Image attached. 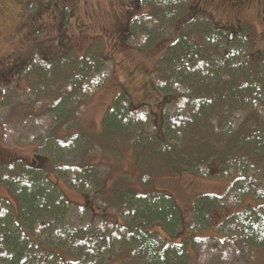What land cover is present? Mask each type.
I'll use <instances>...</instances> for the list:
<instances>
[{"label":"trees","instance_id":"16d2710c","mask_svg":"<svg viewBox=\"0 0 264 264\" xmlns=\"http://www.w3.org/2000/svg\"><path fill=\"white\" fill-rule=\"evenodd\" d=\"M179 1L158 2L160 10L165 3L162 26L178 22L183 10L188 13ZM194 10L154 72L155 86L165 98L161 125L147 104L134 108L121 91L105 114L97 148L87 149L88 132L79 129L76 112L67 104L72 92L74 103L110 79L101 66L108 59L88 51L82 59L85 74L81 65L67 77V52L58 61L41 62L42 71L33 66L27 72L30 80L41 74L45 81L68 78L72 88L46 107L51 129L30 160L0 159L1 182L20 206L17 215L11 202L0 198V264H191L189 244L197 264H226L228 258L252 264V252L264 247V57L255 60L246 25L237 30L217 26ZM138 30L128 38L138 47L162 40L158 33ZM38 85L36 80L31 90L39 91ZM3 125L5 136L18 142L21 123ZM121 143L133 147L142 187L128 185L126 175L108 188L100 175L97 150L109 154ZM68 156L77 161L66 162ZM51 171L83 192L87 203L69 200L50 179ZM185 171L232 179L224 195L196 197L191 221L170 192L152 188L155 175ZM212 227L222 230V239L196 238V232ZM175 238L184 241L172 242Z\"/></svg>","mask_w":264,"mask_h":264},{"label":"rangeland","instance_id":"374dc122","mask_svg":"<svg viewBox=\"0 0 264 264\" xmlns=\"http://www.w3.org/2000/svg\"><path fill=\"white\" fill-rule=\"evenodd\" d=\"M3 1H6L7 12L0 11V57L2 58L1 55L20 53L23 59L29 58L30 60L32 58L26 71H21L20 76L12 73L13 76H10L8 82H4L6 76L4 72H0L4 77L0 75V82H3L0 84V159L2 156H7L9 161H13L14 157L17 156L30 160L38 152L37 146L47 130L51 129L52 124L46 107H50L58 101L64 89H66L65 93H67L72 88V83H70L68 78L65 81L47 78L46 82L41 74L40 77H32L30 80L27 72L32 70L33 66L38 71H42L39 70L41 69V62L51 63L58 61L59 57L67 54L68 49H70L68 52H71V55L69 54L71 59L66 67L67 77L71 74L75 76L81 65L85 74L86 64L82 63V59L86 55L88 56V51L98 52L100 56L106 57L108 61L101 66L109 74L111 73L110 79L99 86L90 97H80L72 103L71 99L74 98V92H72L70 101L66 98L69 101L67 107L69 109L74 108L76 112L77 126H79L80 130L88 132L87 137L91 143L87 149L92 146L97 148V136L102 134L105 114L108 108L114 104L115 98L121 91H125L129 95L134 108L147 104L154 112L156 122L161 125L163 117L161 110L163 109L165 98L155 86L154 72L161 56L169 44L176 39V32L187 22V17L192 10L196 9L197 11L199 9L198 11H201L214 24L218 23L216 24L217 26L225 24L230 25L233 30H237L241 26L246 25L253 38L251 49L252 54L256 57L255 60L259 61V59L264 57V16L261 15L264 10V0H248L240 5H235L232 0H180L178 4L181 8L183 6H186V9L189 8L188 13L183 10L178 22H170L166 27L161 25V22L163 25L166 24L161 12L165 3L161 4V10L160 8L157 9L159 6L158 2L160 3L163 0H87L86 3L82 1L79 12L83 17V21L80 23L71 21L67 24V34H69L70 40L65 43V40L62 41V38L57 33L54 23L56 22L54 12L51 14L48 12L51 9H48L47 5H39L35 2L37 9H40L36 16L38 23L45 25L42 28L44 31L38 34L42 37L40 39H45V43L39 48L31 44L34 39L29 33L31 30L35 32L37 23L31 25L32 21L30 19L29 22L25 20L27 17L32 16L36 7L28 9L17 2L15 10V0ZM60 3H65V0H61ZM156 5L158 6L156 7ZM119 7L122 11L118 10ZM12 9L18 12L17 16L19 17H15V12ZM136 20L138 21L136 22ZM24 25L25 27L27 26V32L19 34V32L25 31L22 28ZM11 26H16V29L9 31ZM234 27L237 28L235 29ZM142 28L158 33L162 40L141 48V46L138 47L131 44L129 39L123 41L121 38L124 33H134L135 36L139 32L138 29ZM164 36L166 37L164 38ZM36 80H39V91L36 89L31 90V84H34ZM74 83L78 89V83L76 81ZM166 109L170 110L171 105L169 104ZM3 123L11 125L21 123V129L24 131L22 136L18 138L20 139L18 142H14L5 136ZM96 155V159L99 162L97 167H99L100 175L103 177L107 187H112L126 175L130 177L128 185L138 187L144 185L141 181V168L135 165L131 144L121 143L120 148H114L109 154H105L101 149H98ZM74 157L68 156L64 160L66 162L77 161ZM49 176L50 179L59 184L69 200L80 205H85L87 200H89L83 192L68 187L65 180L52 171ZM155 178L152 188L155 191L170 192L182 209L186 221H191L192 219V207L196 197L201 194L222 196L229 189L232 182L231 178L209 177L196 171L179 172L172 177L169 173L163 172L155 175ZM13 195L17 198V195L0 179V198L8 199L18 215L20 206ZM220 222L221 218L220 220L217 219L215 224L219 225ZM158 230L168 241H171L162 227H158ZM221 231L212 227L200 230L195 235L199 240L222 239ZM183 241V238L172 240V242L179 244ZM188 249L193 256L191 264H197L193 254V247L190 244ZM251 259L252 264H264V247L253 251ZM226 264L244 263L243 261L235 262L232 258H228Z\"/></svg>","mask_w":264,"mask_h":264},{"label":"flooded vegetation","instance_id":"af4514ba","mask_svg":"<svg viewBox=\"0 0 264 264\" xmlns=\"http://www.w3.org/2000/svg\"><path fill=\"white\" fill-rule=\"evenodd\" d=\"M12 1H14V0H12ZM82 1H84L86 3L87 0H65V3H63V4L60 3L61 0H24V1L23 0H15L14 6H15V10H16L17 2L21 6H23V5L26 6V8H28V9L32 8L33 3H35V2L38 3L39 5H42V4L47 5L48 6L47 8L51 9L48 12H50L51 14H53V12H54V17H55L56 22H54L53 20L52 21L55 23V26L57 28V33L62 38V41L65 40L64 41V43H65V42H67V40H70V36H69V34H67V29H68L67 24L70 23L71 21L78 22V23L83 21V17L81 15V13L79 12L80 4ZM109 2H111V1H109ZM1 8H3V9H1ZM118 10L122 11V9L120 7L118 8ZM0 11L5 12V13L7 12L6 1L4 2L3 0H0ZM12 11H14V9H12ZM39 11H40V9H37V7H36L35 12L32 13V16L27 17V19H25L28 22L30 19L32 21L31 25H33L34 23H37V28H36L35 32L31 30L29 33L34 39L33 42H31V44H34L38 48L41 47V45L43 43H45V39L44 40L40 39L42 37H40L38 35V34H40L41 31H44L42 28L45 27V25L43 26L42 23H38V19L36 16L38 15ZM10 12H11V9H10ZM14 12H15V17H19V16H17L18 12L17 11H14ZM261 15L264 16V10L261 12ZM39 17H40V15H39ZM1 25H3V24H1ZM81 25H83V23H81ZM22 28L25 31L19 32V34L27 32V26L25 27V25H24ZM15 29H16V26H11V28H9V31H12ZM79 30L81 31L80 27H79ZM130 35L131 34L124 33L123 37L121 35V38L123 39V41H126L130 37ZM125 37H127V38H125ZM20 41L23 43L21 38H20ZM68 51H70V49H68ZM20 55H21L20 53H14L12 55H9V54L1 55L2 58L0 57V72H4V75L6 77L4 78L1 75V73H0V75L4 79H6V80H4V82H8L10 80V76L12 77L13 74H17V76H20L21 71H26V69L28 68L29 62L31 61L32 58L30 60H29V58L23 59V56H20ZM10 74H12V75H10ZM1 83H3V82H0V84Z\"/></svg>","mask_w":264,"mask_h":264}]
</instances>
